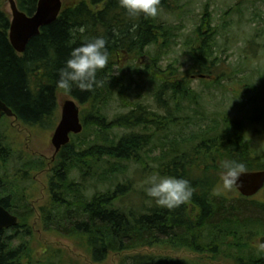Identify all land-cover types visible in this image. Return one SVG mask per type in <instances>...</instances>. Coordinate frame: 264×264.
<instances>
[{
	"label": "trees",
	"instance_id": "16d2710c",
	"mask_svg": "<svg viewBox=\"0 0 264 264\" xmlns=\"http://www.w3.org/2000/svg\"><path fill=\"white\" fill-rule=\"evenodd\" d=\"M16 1L19 9L28 14L34 13L38 3ZM180 1L161 0L154 19L129 16L118 0L64 1L56 21L43 27L25 52L19 53L10 41L11 16L4 0H0V98L25 123L44 124L57 112L62 92L81 105L92 106L81 117L83 125L91 123L107 133L116 128L127 130L114 142L96 143L84 150L72 142L65 145L49 181L53 203L40 208L45 228H55L85 245L94 261L114 253L120 256L119 264H204L148 252L163 248L224 254L235 264H264V252L258 250V239L264 235V201L238 191L228 195L217 190L224 160L243 162L245 171L264 169V160L260 163L253 156L239 122L221 132L214 129L212 137L194 146L189 140L174 137L169 146L162 145L165 153L157 173L190 182L193 196L186 204L173 210L160 208L145 191L140 204L130 206L125 202L135 192V186L131 179L119 180L126 169L121 163L136 162L148 167L146 156L158 134L170 136L168 132L180 124L187 102L199 103L180 68L173 63L163 67L161 63L162 52L174 44L176 32L171 25L160 22L159 16L161 11L176 12L181 8ZM198 25L192 39L191 72L210 76L220 65L219 57L212 54L218 31L208 16ZM81 28L85 29L83 33ZM100 36L107 40L109 54L108 64L97 72L102 86L90 92L75 87L71 92L59 89L58 71L71 49L85 39ZM140 81L155 88L157 109L128 99V91ZM116 98L128 110L108 119L107 106ZM196 116L198 120L204 118L198 111ZM0 146L2 158L7 159L5 148ZM74 167L84 170L80 181L66 175ZM90 181L96 191L88 198L84 187ZM1 183L0 179V203L19 215L20 222L10 231H0V264H70L60 248L46 250L39 257L30 242L14 244L34 209L22 194L18 199H12L10 193L3 195L6 187ZM27 231L32 242V230L27 227Z\"/></svg>",
	"mask_w": 264,
	"mask_h": 264
},
{
	"label": "rangeland",
	"instance_id": "374dc122",
	"mask_svg": "<svg viewBox=\"0 0 264 264\" xmlns=\"http://www.w3.org/2000/svg\"><path fill=\"white\" fill-rule=\"evenodd\" d=\"M64 1L70 3L75 0ZM4 2L5 9L12 18L10 2ZM179 7L181 8L174 13L161 11L159 16L160 22L171 25L176 32L174 44L168 51L162 52L161 63L163 67L173 63L180 68L181 75L189 79V86L195 92L194 95H197L199 103H185L187 106L180 115L181 122L168 132L170 136L167 137L164 132L158 134L155 144L149 148L150 155L146 156L148 167L136 162L121 163L126 169L119 180L131 179L135 186L131 197L125 198L130 206L141 203L147 182L153 175H159L156 168L165 153L162 145L168 143L169 146L171 137L189 140L194 146L199 140L212 137L214 129L221 132L239 122L253 156L260 163L264 160V121L261 117V110L264 108V0H181ZM204 16L212 20L218 31L212 54L219 57L220 65L213 70L210 78L191 72L192 39ZM128 92V99L133 103L141 101L157 109L155 88L150 83H135ZM69 98L70 95L59 93L58 110L47 123L25 125L10 118L0 122V144L7 153V160H0V179L4 180L3 184L8 191L5 190L3 195L10 193L12 199L24 195L23 198L34 209L25 219L27 227L32 230V242L28 238L31 235L27 234L26 227L19 229L14 244L18 246L30 242L32 250L37 251L39 257L46 250L60 248L64 250L70 264H119L120 256L114 253L107 259L94 261L85 245L77 243L73 237L68 238L55 228L47 229L44 226L40 208L53 203L49 180L57 159L53 160L55 148L51 140L61 119L63 103ZM79 106L81 117L92 109L89 104ZM126 110L128 109L123 107V102L121 104L116 98L107 106L108 119ZM197 111L204 116L200 118L202 120H198ZM125 132L127 130L116 128L107 133L91 123L87 126L84 124L83 131L73 135L71 142L84 150L96 143L114 142ZM82 171L84 170L74 167L66 175L74 181H80ZM99 186L100 189L103 188L101 184ZM84 188L88 198L96 191L91 181ZM217 190L228 195L238 191L235 187L232 190L225 189L222 181ZM252 198L264 201V188ZM20 214L25 213L20 211ZM148 252L189 258L204 264H235L233 260L225 258L224 254L216 256L189 249L167 251L156 248Z\"/></svg>",
	"mask_w": 264,
	"mask_h": 264
},
{
	"label": "clouds",
	"instance_id": "9594fccd",
	"mask_svg": "<svg viewBox=\"0 0 264 264\" xmlns=\"http://www.w3.org/2000/svg\"><path fill=\"white\" fill-rule=\"evenodd\" d=\"M161 0H118L119 7L126 10L129 16H143L145 19L156 18L159 14ZM135 30V27L132 29ZM81 33L84 28L79 30ZM118 35V33H115ZM107 40L100 36L90 40L85 39L80 46L74 47L69 58L58 71L57 87L71 92L73 87L80 91L90 92L95 87L102 86L97 80V72L103 70L109 62ZM220 167L223 169L220 179L223 187L232 190L246 166L236 160H224ZM145 193L155 200L160 208L173 210L186 204L193 196V188L187 179L175 176L153 175L147 182ZM258 250L264 252V242H259Z\"/></svg>",
	"mask_w": 264,
	"mask_h": 264
},
{
	"label": "water",
	"instance_id": "95a60500",
	"mask_svg": "<svg viewBox=\"0 0 264 264\" xmlns=\"http://www.w3.org/2000/svg\"><path fill=\"white\" fill-rule=\"evenodd\" d=\"M63 1L38 0L34 13L28 14L19 9L16 0H9L12 11L9 36L16 51L24 53L30 40L39 35L43 27L56 21L62 11ZM4 113L14 115L12 108L0 98V119ZM83 128L79 104L74 98L66 99L51 140L55 152L70 143L71 134H79ZM234 187L244 196L256 195L264 187V170L244 171ZM18 223L19 217L0 204V230L15 227ZM259 242H264V235L259 237Z\"/></svg>",
	"mask_w": 264,
	"mask_h": 264
},
{
	"label": "flooded vegetation",
	"instance_id": "af4514ba",
	"mask_svg": "<svg viewBox=\"0 0 264 264\" xmlns=\"http://www.w3.org/2000/svg\"><path fill=\"white\" fill-rule=\"evenodd\" d=\"M202 77H209L210 78V76H204V75H202ZM13 110V109H12ZM14 112V111H13ZM261 117H263L262 118V120L264 121V108H263V110H261ZM5 118H10V119H13L14 121H17V122H19L18 124H25V125H40V124H42L41 122H36L35 124H32V123H25L21 118H19L18 117V115L14 112V115H12V116H8L7 114H2V117H1V119H0V122L3 120V119H5ZM74 134H71V139H72V136H73ZM64 147V146H63ZM62 147V148H63ZM62 148H61V150H62ZM61 150L59 151V152H55V154H54V157H53V160H55L56 159V157H58V154H60V152H61ZM0 152H1V158H0V160H3V161H6L7 159L5 158V159H3L2 158V147L0 146ZM57 160V159H56ZM56 162V161H55ZM53 167H54V165H53ZM53 170V169H52ZM259 170H264V169H259ZM253 171H258V170H253ZM51 178V177H50ZM50 181V180H49ZM1 185H4L5 184V182H4V180L3 179H1ZM4 183V184H3ZM5 186V185H4ZM49 188H50V191H51V187H50V184H49ZM264 188V187H263ZM261 191V190H260ZM251 197H253V196H251ZM1 204V203H0ZM2 205V204H1ZM6 208V207H5ZM11 212V211H10ZM12 214H14V215H17V214H15V213H13V212H11ZM18 217H19V215H17ZM19 222H20V217H19ZM16 227V226H15ZM14 227H10V228H6V229H2V230H11V229H13ZM2 230H0V231H2Z\"/></svg>",
	"mask_w": 264,
	"mask_h": 264
}]
</instances>
